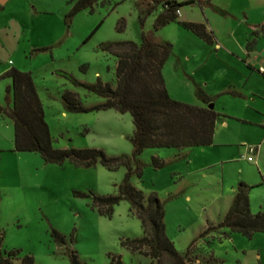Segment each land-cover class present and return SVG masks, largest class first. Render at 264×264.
Here are the masks:
<instances>
[{
  "label": "rangeland",
  "instance_id": "374dc122",
  "mask_svg": "<svg viewBox=\"0 0 264 264\" xmlns=\"http://www.w3.org/2000/svg\"><path fill=\"white\" fill-rule=\"evenodd\" d=\"M68 1L10 0L0 4V104L9 108L7 88L11 79L3 75L11 68L30 72L54 147L100 148L110 156L131 155L135 126L129 112H71L66 108L64 94L75 93L86 107L104 102L103 97L74 80L95 83L101 78L114 83L116 56L101 45L124 40L141 42L142 32L153 30L156 15H149L142 25L141 11L149 1L101 0L94 10L85 9L72 17ZM212 2L234 12L246 6L255 13L256 20L261 15L255 9L256 0ZM211 4L196 0L195 4L183 5L184 15L179 20L190 18L205 23L215 34L227 36L226 21L230 20ZM121 19H125L123 31L118 30ZM157 36L173 44V54L165 67L180 96L191 95L185 86L175 82L176 68L182 75L183 67L193 71L198 78L216 73L220 65L216 49L181 23L171 22ZM237 37L244 42L243 33ZM215 76L219 81L216 88H221L223 77ZM244 76L235 75L238 86L245 83L248 89L240 98L224 94L213 102L221 118L212 146L147 148L140 157L143 175L132 178L135 187L147 196L157 194L165 203L167 235L179 252L191 248L189 264H264V233L249 238L220 228L200 236L210 225L214 227L223 220L242 182L251 187L252 211L264 209V153L258 162L248 160L249 146L261 144L264 148V127L247 119L258 118L249 101H264V75L257 70L250 81ZM249 88L259 89L262 97L253 100ZM193 98L195 101L182 102L197 106L204 103L196 95V85ZM14 139L11 117L0 113V225L5 232L4 251L31 254L36 264H73L67 247L53 238L55 228L66 235L82 264H111L113 257H120L123 264H157V260L127 245V240L144 235L142 221L129 201H121L112 216H105L95 206L92 195L75 194H118L127 173L125 166L112 171L101 163L92 167L70 160L64 164L47 163L39 153L16 151ZM153 156L165 160L166 165L156 169Z\"/></svg>",
  "mask_w": 264,
  "mask_h": 264
},
{
  "label": "trees",
  "instance_id": "16d2710c",
  "mask_svg": "<svg viewBox=\"0 0 264 264\" xmlns=\"http://www.w3.org/2000/svg\"><path fill=\"white\" fill-rule=\"evenodd\" d=\"M100 1L69 0L72 6L70 16L73 17L85 9L94 10V6ZM147 1H149L147 8L141 11V24L144 25L146 18L151 14H155L156 18L153 30L142 32L141 42L124 40L105 42L101 45L104 51L117 57L115 82H104L98 78L95 83H87L71 77L76 84L100 95L105 101L86 107L75 93L67 91L64 94L66 108L71 112L108 109H115L121 113L129 112L135 126L131 138L134 146L131 155L110 156L100 148L54 147L44 106L30 72L11 68L3 75L11 79V84L7 88L9 108L0 104V113L7 114L13 121L16 151L39 153L47 163L64 164L70 160L84 167L101 163L112 171L125 166L127 173L119 185L118 194L98 195L83 191H75V194L92 195L95 206L105 216H112L115 206L121 201H129L142 221L144 235L127 240V245L133 251H140L157 260V264H189L191 248L185 253L179 252L167 235L165 203L157 194L147 196L143 190L135 187L132 178L134 175L142 177L143 163L140 157L147 148L185 149L212 145L221 114L215 108H210V104L221 95L241 97L243 93L233 87L211 96L202 84L195 83L196 95L206 106L201 107L174 99L168 91L164 77V67L173 54V44L160 39L157 32L171 22L177 21L210 45H214L216 36L205 23L179 20L178 11H181V7L195 4L196 0ZM211 5L225 16L230 15L217 5ZM124 27L125 19H121L118 30L123 31ZM152 163L156 169L166 165L165 160L159 156H153ZM250 189L248 184L242 182L223 220L214 227L210 225L200 236L220 228H229L232 232L249 238H253L256 233H264V209L257 213L252 211ZM1 200L0 193V204ZM52 236L59 244L67 247L73 264H82L77 251L69 245L66 235L53 228ZM4 240L5 232L0 225V264H36L35 257L31 254L21 255L20 250L4 251ZM111 264L123 263L120 257H113Z\"/></svg>",
  "mask_w": 264,
  "mask_h": 264
},
{
  "label": "crops",
  "instance_id": "0c3cea01",
  "mask_svg": "<svg viewBox=\"0 0 264 264\" xmlns=\"http://www.w3.org/2000/svg\"><path fill=\"white\" fill-rule=\"evenodd\" d=\"M202 1L204 0H200L199 3H202ZM206 1L211 2V0H206ZM251 1L252 0H250V2ZM255 3H256L255 9L259 10L261 14L258 20L253 18L255 13H250L248 10L249 8L246 6H240L239 10H237L238 12L237 11L234 12L229 9L218 6L217 4H214L228 11V13L230 14L229 16L226 17V19L230 20V22L226 21V24L229 25L228 26L229 32H227V36H220L219 33L215 34L216 39H215L214 45L209 44L210 46L216 49L215 56L217 58V62L219 61L220 65L216 67L218 69L216 73L213 74V76L206 77V78H198L197 73L193 71L189 72L190 70H186L184 67L182 68L184 70H181L184 72V75H182V72L180 73L178 71L179 68H176L175 82H177V84L179 83L180 86H183V87L185 86L187 90L190 91L189 94L192 97L188 96V98L180 96L179 94L176 93L175 90L177 89L176 88L177 86H175L174 80L172 81L171 74L166 71L167 67H164V77H165L166 85H167L170 95L174 99H177L179 101H195L193 98V95L195 92V83L202 84L204 89H206L208 94H210L211 96L218 95L233 87L236 89H240L242 93L244 94V91L247 89L246 84L244 83L242 86H238V82H236L235 75H245L244 77L247 78V81H250L253 78V76H255V71L257 70L260 71V68L264 67L261 65V63L264 62V27H263L264 26V15H263L264 2L263 0H256ZM1 5H4V4H1ZM249 5H251V3ZM181 15H184L182 11H181ZM207 20L208 22L210 21L208 12H207ZM184 21H192V20L190 18L185 17ZM233 22H237L238 25L234 26ZM243 25L244 26L246 25L245 29L240 30V28ZM240 32L244 34V42L239 40V38L237 37V35ZM193 57L195 58V56ZM197 57L198 56H196V58ZM188 58L190 60L191 56H189ZM256 61L260 62L259 64L260 66L258 65L259 67L256 64ZM168 63L169 62H167V64ZM203 65L204 63L200 64L198 68H201ZM116 66H117V63H116ZM230 71H233L235 75L231 76ZM217 74L223 77V82H222L223 86L218 89L216 87L217 85H219V81L217 77L215 76ZM262 74L264 75V73ZM231 77L234 78V80ZM211 83L213 85L210 86ZM211 89H215L214 91L216 92H212ZM249 90H250V95L253 97V100H256L257 98L262 97L260 93L261 91L259 89L254 90L253 88L252 89L249 88ZM236 98H240V97H236ZM216 101H218V98L216 99ZM249 104L253 105L252 107L253 109H255V113L258 115V118L255 120L253 118H250V116H247V119H249V121L253 123L254 125L259 124L261 125V127H264V101H249ZM200 106L204 107L206 106V104L203 103ZM216 131H217V127H216ZM215 135H216V132H215ZM254 146H257L259 148V152L256 155L255 160L252 162H258V159L259 158L261 159L263 156L264 148L261 144L260 145L256 144ZM206 147H209V146L197 147V148H206Z\"/></svg>",
  "mask_w": 264,
  "mask_h": 264
},
{
  "label": "built area",
  "instance_id": "2783aa9c",
  "mask_svg": "<svg viewBox=\"0 0 264 264\" xmlns=\"http://www.w3.org/2000/svg\"><path fill=\"white\" fill-rule=\"evenodd\" d=\"M178 14L181 15V11L180 10L178 11ZM260 71L262 73H264V67H261ZM248 152L251 154V155H248V160L252 162V161L255 160L256 155L258 154L259 148L257 146H249L248 147Z\"/></svg>",
  "mask_w": 264,
  "mask_h": 264
},
{
  "label": "water",
  "instance_id": "95a60500",
  "mask_svg": "<svg viewBox=\"0 0 264 264\" xmlns=\"http://www.w3.org/2000/svg\"><path fill=\"white\" fill-rule=\"evenodd\" d=\"M9 0H0V4H6ZM214 103L210 104V108H214Z\"/></svg>",
  "mask_w": 264,
  "mask_h": 264
}]
</instances>
